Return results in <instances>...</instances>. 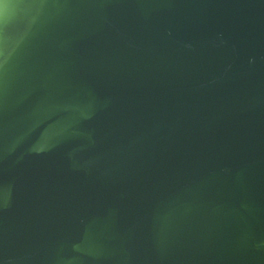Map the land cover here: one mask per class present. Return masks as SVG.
<instances>
[{"label": "water", "instance_id": "1", "mask_svg": "<svg viewBox=\"0 0 264 264\" xmlns=\"http://www.w3.org/2000/svg\"><path fill=\"white\" fill-rule=\"evenodd\" d=\"M0 264H264V0H0Z\"/></svg>", "mask_w": 264, "mask_h": 264}]
</instances>
